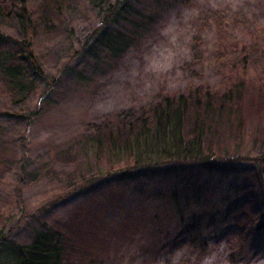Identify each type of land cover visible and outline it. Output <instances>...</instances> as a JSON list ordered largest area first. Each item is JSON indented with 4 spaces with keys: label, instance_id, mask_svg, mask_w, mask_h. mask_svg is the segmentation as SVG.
I'll use <instances>...</instances> for the list:
<instances>
[{
    "label": "rangeland",
    "instance_id": "1",
    "mask_svg": "<svg viewBox=\"0 0 264 264\" xmlns=\"http://www.w3.org/2000/svg\"><path fill=\"white\" fill-rule=\"evenodd\" d=\"M43 3L32 0L30 7L37 16L33 52L47 81H38L30 101L16 102V92L0 77V114L19 117L0 120L10 147L3 156L8 165L0 176V224L8 221L9 236L28 243L46 226L71 234L79 246L78 264H91L90 258L97 260L94 264H264L262 236L249 232L248 216L228 220V230L222 234L223 238L226 232L225 237L205 257L196 252L188 255L186 245L177 242L182 239L175 238L169 247L154 244L158 230H181L175 215L159 199L185 180L192 181L194 190L208 183L207 189L216 199L223 196L224 188L246 185L255 190L261 182L257 176L246 178L242 173L240 179L230 177L233 172L224 176L203 172L158 175L135 185L102 184L103 177L109 178V171L122 172L130 161L125 157L116 160L108 151L93 158L86 151L88 136H101L106 128L119 127V122H126L127 114L142 118L163 98L188 93L198 86L224 89L233 85L229 81H236L241 65L250 73L251 93L264 97V59L254 65L253 60L243 63L242 58L234 65L235 59L237 62L241 58L237 48H233L237 51L233 56L218 58L222 48L254 42L260 54L264 53V0H190V5L164 14L156 34L134 44L115 67L93 69L94 62L86 60L75 71L68 70L72 74L65 77L62 68L65 64L74 66L71 58L79 42L98 19L78 6L79 12L71 17L74 29L69 36L57 15ZM236 19H241L242 26L230 33L233 21L240 22ZM1 29L15 39L23 38L12 18ZM215 30L225 32L218 34ZM22 68L28 79L37 78L24 64ZM53 78L58 79L56 85ZM47 87H53L50 97L40 101ZM34 112L36 116L29 125L22 117ZM250 119L241 141V153H248L250 160L240 166H261L264 171V165L254 161L264 152V145L252 142L257 134L253 126L264 123V117L254 111ZM238 156L242 158L240 153ZM22 163L27 164L23 174ZM197 213L204 214L207 223H216V217L206 209ZM159 215L158 222L152 223ZM252 219L264 223V216L257 211ZM216 226H221L218 221ZM238 251L243 252L242 259L231 260L229 255Z\"/></svg>",
    "mask_w": 264,
    "mask_h": 264
},
{
    "label": "trees",
    "instance_id": "2",
    "mask_svg": "<svg viewBox=\"0 0 264 264\" xmlns=\"http://www.w3.org/2000/svg\"><path fill=\"white\" fill-rule=\"evenodd\" d=\"M30 1L32 0H0V77L16 92V102L30 101L29 96L35 93L38 81H47L46 72L42 71L43 67L33 52L37 16L30 7ZM42 1L45 2L43 4L47 9L57 15L63 31L68 35L74 29L72 18L79 12L78 6L93 12L98 19L79 42V48L71 58V61L75 62L74 66L65 64L62 68L63 77L71 75L73 70L75 71L77 66L80 67L86 60L94 62L93 69L96 66L103 69L115 67L114 65L123 60L134 44L156 34V26L164 14H170L183 7L181 5H188L190 2V0ZM11 18L17 23L22 39H15L2 32L1 26ZM236 20L240 22L233 21L234 26L230 33L241 24V19ZM217 24L218 21L215 22V29ZM218 27L220 28L219 25ZM215 31L218 34L225 32ZM233 48L241 51V58L237 62L236 58L234 65L242 58L243 63L253 60L254 65L264 59V53L260 54L256 42L248 46L222 48L218 58L233 56V52H237ZM228 60L229 58L225 62ZM22 64L37 78L33 81L28 79ZM237 74L239 77L236 81H229L233 85L224 89L198 86L188 93L163 98L152 110L143 113L142 118L127 114L126 122L122 125L119 122V127L109 128L110 130L106 128V133L101 135L102 137L99 135L87 138L86 151L91 157H99L101 153L108 151L107 154H113L116 160L125 157L130 161L122 172L109 171L107 180L106 176L100 179L102 184L107 182L114 185H135L158 175L175 176L203 172H219L223 176L225 173L230 175L233 172L230 177L240 179H243L240 176L244 173L246 178L255 175L261 180L255 190L246 185L224 188L223 196L216 199L211 197L213 191L207 189L208 183L194 190L192 181L185 180L183 184L178 185V189L175 187L168 195L159 199L164 202L162 206L169 207L171 215H175L178 220L176 223L181 230L176 232L174 227L173 232L158 230L154 242L158 247H169L173 240L178 238L182 240L177 239V242L181 241L186 245L188 255L192 256L196 252L200 257H205L207 256L205 254L211 253L215 245L225 237L228 220L246 216L249 232L258 234L257 237L262 236L260 242L264 244V223L252 219V214L256 211L264 216V171L261 166L260 169L254 166L244 168L240 166L241 162L250 160L248 153L245 155L241 153L243 150L241 141L246 136V125L254 111L257 116L264 117V97L251 93L247 78L250 73L244 66L237 68ZM51 81L56 85L58 79L53 78ZM50 89L53 87H47V90L43 91L40 101L46 102L49 99ZM36 113L22 118L27 124L32 125ZM3 117L19 118L7 113L0 114V120ZM257 126H253L254 131L261 137L254 134L252 142L263 147L264 123ZM105 146L107 149H104ZM9 149L4 127L0 123V176L4 167L8 165L3 156ZM239 153L242 158L238 156ZM254 161L264 165V152ZM26 171L27 164L22 163L20 172L23 174ZM186 183L189 184L187 189L184 188ZM216 191L221 194L219 189ZM205 209L208 211L207 214L216 217V223L218 221L220 227L214 222L207 223L208 219L202 218L204 214L197 213ZM160 217L154 216L152 223H157ZM9 230L8 221L0 224V264L79 263L77 249L79 246L71 234L58 229H48L46 226L42 232L36 233L30 242L19 243L13 238L14 235L9 236ZM223 231L226 232L222 238ZM177 250H173L174 253ZM242 253L233 252L229 257L233 261H238L242 259ZM89 262L94 264L97 260L90 258Z\"/></svg>",
    "mask_w": 264,
    "mask_h": 264
}]
</instances>
